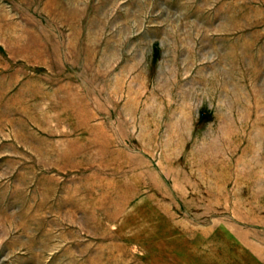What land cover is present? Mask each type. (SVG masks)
I'll use <instances>...</instances> for the list:
<instances>
[{"label":"rangeland","instance_id":"rangeland-1","mask_svg":"<svg viewBox=\"0 0 264 264\" xmlns=\"http://www.w3.org/2000/svg\"><path fill=\"white\" fill-rule=\"evenodd\" d=\"M0 264H264V0H0Z\"/></svg>","mask_w":264,"mask_h":264}]
</instances>
